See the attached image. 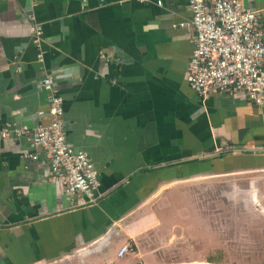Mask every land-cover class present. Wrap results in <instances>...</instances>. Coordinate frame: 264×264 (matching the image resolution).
Here are the masks:
<instances>
[{"label": "crops", "instance_id": "crops-1", "mask_svg": "<svg viewBox=\"0 0 264 264\" xmlns=\"http://www.w3.org/2000/svg\"><path fill=\"white\" fill-rule=\"evenodd\" d=\"M159 1L0 0V128L39 123L46 72L100 183L95 205L66 196L1 139L0 264H264V112L188 87V0ZM242 2L264 42V0Z\"/></svg>", "mask_w": 264, "mask_h": 264}, {"label": "built area", "instance_id": "built-area-1", "mask_svg": "<svg viewBox=\"0 0 264 264\" xmlns=\"http://www.w3.org/2000/svg\"><path fill=\"white\" fill-rule=\"evenodd\" d=\"M140 4L159 0H127ZM191 17L179 24L194 34V48L185 68V81L199 97L210 94H244L264 112V42L260 20L242 0H188ZM34 21L33 16H29ZM32 43L39 48L41 27L33 24ZM37 62H42L38 51ZM40 88L45 93L46 112H37L38 124L29 127L6 122L0 140L24 138L31 152L23 157L49 169V179L66 196H83L85 204H97L100 186L97 172L86 152L66 143L63 103L53 78L43 73ZM42 154L39 156L36 152ZM131 251L124 244L118 256Z\"/></svg>", "mask_w": 264, "mask_h": 264}, {"label": "rangeland", "instance_id": "rangeland-1", "mask_svg": "<svg viewBox=\"0 0 264 264\" xmlns=\"http://www.w3.org/2000/svg\"><path fill=\"white\" fill-rule=\"evenodd\" d=\"M229 256H230V258H229L230 261H232L235 264H250L251 263L250 262L251 258L239 255L237 253L235 254V256H231V255H229ZM221 258H223V257H221Z\"/></svg>", "mask_w": 264, "mask_h": 264}, {"label": "water", "instance_id": "water-1", "mask_svg": "<svg viewBox=\"0 0 264 264\" xmlns=\"http://www.w3.org/2000/svg\"><path fill=\"white\" fill-rule=\"evenodd\" d=\"M249 151H252V150H249Z\"/></svg>", "mask_w": 264, "mask_h": 264}]
</instances>
